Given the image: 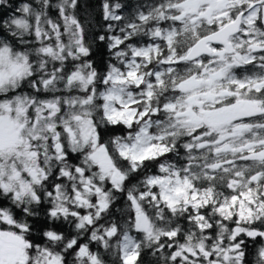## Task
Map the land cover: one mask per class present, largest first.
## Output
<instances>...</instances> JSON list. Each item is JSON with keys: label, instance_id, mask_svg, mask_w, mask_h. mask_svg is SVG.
Wrapping results in <instances>:
<instances>
[{"label": "snow or ice", "instance_id": "6c2138e0", "mask_svg": "<svg viewBox=\"0 0 264 264\" xmlns=\"http://www.w3.org/2000/svg\"><path fill=\"white\" fill-rule=\"evenodd\" d=\"M0 264H264V0H0Z\"/></svg>", "mask_w": 264, "mask_h": 264}, {"label": "trees", "instance_id": "16d2710c", "mask_svg": "<svg viewBox=\"0 0 264 264\" xmlns=\"http://www.w3.org/2000/svg\"><path fill=\"white\" fill-rule=\"evenodd\" d=\"M14 2H15L16 4H19L20 0H14ZM93 2H95V0H93ZM9 14H11V13H9ZM105 58H107L106 52H105Z\"/></svg>", "mask_w": 264, "mask_h": 264}]
</instances>
